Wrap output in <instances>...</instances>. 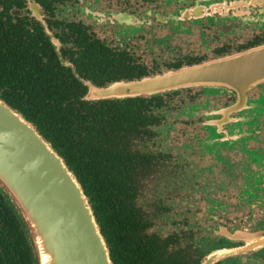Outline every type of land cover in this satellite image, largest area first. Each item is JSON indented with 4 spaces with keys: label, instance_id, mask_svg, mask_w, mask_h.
<instances>
[{
    "label": "flooded vegetation",
    "instance_id": "flooded-vegetation-1",
    "mask_svg": "<svg viewBox=\"0 0 264 264\" xmlns=\"http://www.w3.org/2000/svg\"><path fill=\"white\" fill-rule=\"evenodd\" d=\"M262 46L264 0H0V97L107 172L136 264H264V81L87 98Z\"/></svg>",
    "mask_w": 264,
    "mask_h": 264
},
{
    "label": "water",
    "instance_id": "water-1",
    "mask_svg": "<svg viewBox=\"0 0 264 264\" xmlns=\"http://www.w3.org/2000/svg\"><path fill=\"white\" fill-rule=\"evenodd\" d=\"M258 81H264V46L140 81L94 87L87 98L123 97L191 85L239 90ZM0 188L28 234L35 264H114L75 173L35 124L1 97Z\"/></svg>",
    "mask_w": 264,
    "mask_h": 264
},
{
    "label": "trees",
    "instance_id": "trees-1",
    "mask_svg": "<svg viewBox=\"0 0 264 264\" xmlns=\"http://www.w3.org/2000/svg\"><path fill=\"white\" fill-rule=\"evenodd\" d=\"M39 100L43 102L45 100V95ZM61 101L63 102L64 100ZM11 107H13V105ZM15 109L20 111L25 118L33 122L37 130L41 133L42 122L37 118L30 119L25 115L23 110H20V108ZM61 109L62 107L60 105H47L44 114L47 115L48 118H52V122H55L56 120L62 121V117L58 115V112ZM65 124L66 122L63 121V125ZM65 132H67L69 136H67V141L61 144V147L53 142L51 138H47L45 135L41 134L62 156L69 169L75 173L77 179L82 184L84 192L93 207L98 223L101 226V231L111 249L110 255L114 264H136V258L132 256L128 250L122 248V245L125 243H123L121 239H111V234L112 232H115L117 227L114 224H111L107 217V172H97L93 167H90L88 170L83 168L80 171L79 166H88L89 164L79 163L81 157L75 149L77 147L75 136L70 133L71 129H66ZM104 165L105 163L103 160L96 163V166L99 167H103ZM0 264H35L28 234L14 205L8 201L7 195L1 190V188Z\"/></svg>",
    "mask_w": 264,
    "mask_h": 264
},
{
    "label": "rangeland",
    "instance_id": "rangeland-1",
    "mask_svg": "<svg viewBox=\"0 0 264 264\" xmlns=\"http://www.w3.org/2000/svg\"><path fill=\"white\" fill-rule=\"evenodd\" d=\"M192 86V85H191ZM209 94H213V93H209Z\"/></svg>",
    "mask_w": 264,
    "mask_h": 264
}]
</instances>
